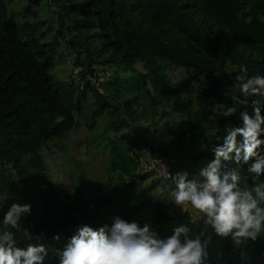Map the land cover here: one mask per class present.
Listing matches in <instances>:
<instances>
[{
    "label": "trees",
    "instance_id": "obj_1",
    "mask_svg": "<svg viewBox=\"0 0 264 264\" xmlns=\"http://www.w3.org/2000/svg\"><path fill=\"white\" fill-rule=\"evenodd\" d=\"M12 1L0 0V188L9 181L17 202L32 205L23 226L40 237L30 241L17 233L18 246L45 243V264H58L62 245L53 237L66 240L73 235L71 227L90 225L97 218V205L82 192L86 172L73 155L67 157L78 185L76 199L64 202L56 192L51 197L43 192L45 186L52 188L44 150L50 143L63 144L85 120L87 147L96 151L93 157L103 164L111 184L109 203L129 208L124 219L147 206L152 221L134 220L149 223L161 236L169 235L173 226L187 225L190 238L207 241L205 264H264V232L255 241L234 246L191 209L153 201L148 193L163 180L141 166L150 149L174 158V174L187 171L191 179L214 158L217 137L240 126L244 109L233 103L231 97L239 91L232 85L241 66L249 76L264 75V0H29L28 6L45 4L55 18V34L48 40H43L42 21L15 19ZM61 41L75 53L74 62L83 65L81 85L80 77L62 81L50 72ZM95 64L115 66L126 76L115 73L97 87L88 78ZM167 65L187 66L193 78L205 79L197 107L192 98L178 94ZM89 92L95 97L90 110ZM227 107H235L236 114L220 116ZM100 115L108 117L109 129L118 136L111 139L99 128ZM97 128L101 131L94 134ZM102 138L108 141L95 150L94 143ZM229 166L248 177L242 187H252L246 167ZM148 178L150 183L140 186Z\"/></svg>",
    "mask_w": 264,
    "mask_h": 264
},
{
    "label": "clouds",
    "instance_id": "obj_2",
    "mask_svg": "<svg viewBox=\"0 0 264 264\" xmlns=\"http://www.w3.org/2000/svg\"><path fill=\"white\" fill-rule=\"evenodd\" d=\"M240 73L232 85L239 95L231 97L244 109L239 112L240 126L227 128L222 138L217 137L220 143L212 148L214 158L193 178L187 171L174 174L176 163L171 177L161 178L174 183L166 202L182 209L190 205L215 235L230 238L234 246L255 241L264 232V182L257 183L264 176V75L249 76L244 66ZM236 111L227 107L219 115L228 118ZM230 164L246 167L252 187L241 186L248 177L242 178ZM0 212V264H45L49 259L45 243L20 247L16 239L20 232L30 241L40 239L23 226L22 218L31 214L32 205L13 202ZM189 232L187 225L178 224L161 236L147 222L141 225L117 215L111 224L96 228L80 224L66 240L62 235L53 240L62 245L56 253L58 264H205L207 241L190 238Z\"/></svg>",
    "mask_w": 264,
    "mask_h": 264
},
{
    "label": "rangeland",
    "instance_id": "obj_3",
    "mask_svg": "<svg viewBox=\"0 0 264 264\" xmlns=\"http://www.w3.org/2000/svg\"><path fill=\"white\" fill-rule=\"evenodd\" d=\"M28 4L29 0H13L10 3V10L13 11L15 19L17 21H23L25 19L30 21H42L41 30L46 31V35L44 36L43 40L52 38V36L55 34L56 24L51 10L45 4L39 7L34 5L28 6ZM74 57L75 53L66 43L62 42L58 47L56 53L55 66L50 71L55 79L62 81L71 80L72 70L76 64L74 62ZM137 67L139 69H143L141 63H138ZM110 69V78H113L115 73H118L119 76H121L122 74L125 75L123 71L118 69L116 70L115 66H111ZM166 72L171 81L177 85L178 94L184 97L192 98L195 102V106L197 107L202 101V91L206 85L205 79L203 77L193 78L187 66L176 67L173 65H167ZM83 78L80 77L78 84H82ZM94 98V94L92 92H89L86 101L88 110H90V108L92 107ZM77 119L79 118L77 117ZM81 121L82 123L79 127L71 130L62 139L63 144L66 145V150L65 148H62L63 144L61 143H50V148H46L44 150L46 162L48 164V167L50 168L52 188L49 186H45L43 192L50 197L53 196V194L56 192L59 199L64 202H72L76 199L75 189L76 187L78 188V185L76 183V180L72 176V166L67 157L68 154L73 155L77 162V167L80 169H84L86 172L85 188L82 192L85 194V196L88 197L89 200H92V202L97 205L95 206L96 212L98 213L97 218H95L94 220H90V225L96 228L102 226L105 223L111 224L112 218L117 215L125 218L124 213L129 208L123 207L124 205L120 202L119 204H117V202L109 203V197H107V193L111 189V184L107 180V173L102 166L103 164H101V162L93 157V153L96 151H94L93 149L90 150V148L87 147L88 145L86 144V137L88 134V130L83 125V121L85 120ZM143 122L148 123V121ZM98 123L100 129L104 130L105 132L107 130V134L109 137H111V139L119 135V132H115L112 131V129H109L108 117L106 115H100L98 117ZM99 128L95 129L94 134L101 131L99 130ZM107 134L105 133L104 135ZM107 141V138H102V140L98 139V143L96 141L93 145V148L95 150L97 148H101ZM59 142H61V140ZM193 148L197 147L193 146ZM5 178L7 179L6 175ZM150 181L151 178L142 180L140 186H146L150 183ZM173 186L174 183L172 180L167 182L162 181L157 187L153 188L148 193V195L152 197L153 201H166L167 194ZM133 195L135 197L137 196L136 194ZM15 196V191L11 187L9 181L3 184L2 188H0V208L8 201L11 203L17 202ZM135 199H137V197ZM38 204L41 205L42 214V204L39 202ZM127 206H129V204H127ZM186 207L190 208L197 214L196 210L192 209L190 205ZM152 215L153 212L151 211L150 207L145 206L140 210L136 209L135 213L132 214L130 220L138 218L140 220L152 221ZM70 230L72 233H74L76 229L74 227H71L68 232Z\"/></svg>",
    "mask_w": 264,
    "mask_h": 264
},
{
    "label": "built area",
    "instance_id": "obj_4",
    "mask_svg": "<svg viewBox=\"0 0 264 264\" xmlns=\"http://www.w3.org/2000/svg\"><path fill=\"white\" fill-rule=\"evenodd\" d=\"M82 71L83 65L77 64L73 67L72 76L74 78L79 77ZM109 77L110 72L107 67L100 64H95L94 70L88 75L92 84L97 87L101 86V83L109 79ZM145 153L148 160H141V166L143 168L153 170L155 175L159 178L167 179L171 177V166L176 163L174 158L166 155L163 156L157 152L151 153L150 149H146Z\"/></svg>",
    "mask_w": 264,
    "mask_h": 264
}]
</instances>
